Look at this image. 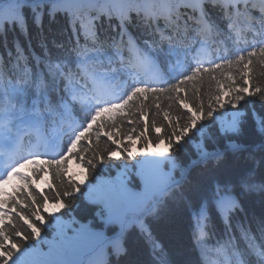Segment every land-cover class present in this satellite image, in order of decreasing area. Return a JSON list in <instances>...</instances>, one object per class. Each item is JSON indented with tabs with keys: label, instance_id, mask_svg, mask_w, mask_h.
<instances>
[{
	"label": "snow or ice",
	"instance_id": "1",
	"mask_svg": "<svg viewBox=\"0 0 264 264\" xmlns=\"http://www.w3.org/2000/svg\"><path fill=\"white\" fill-rule=\"evenodd\" d=\"M0 48V264H264V0H0Z\"/></svg>",
	"mask_w": 264,
	"mask_h": 264
},
{
	"label": "trees",
	"instance_id": "2",
	"mask_svg": "<svg viewBox=\"0 0 264 264\" xmlns=\"http://www.w3.org/2000/svg\"><path fill=\"white\" fill-rule=\"evenodd\" d=\"M9 40H11V35L9 36ZM38 51V50H37ZM0 52H3V49L0 48ZM137 147L139 148L140 145L138 144ZM163 147V146H162ZM69 167L71 169V171L74 173L80 172L79 168L77 167L76 162H69ZM27 171V170H26ZM83 179V176H81ZM77 179H80L78 177H76ZM40 185L42 188H46L47 187V180H40L39 181ZM12 188H10L8 190V192H11ZM79 215V212L77 213ZM190 231V221L189 219L184 216V217H177L176 221H175V225L174 228L172 230L173 235H172V240L174 242L176 241H180V242H187V237H188V233ZM223 236V232H222V226L218 223L217 224V230H216V234L211 236L210 239V243L211 244H215V242L219 239H221V237Z\"/></svg>",
	"mask_w": 264,
	"mask_h": 264
}]
</instances>
